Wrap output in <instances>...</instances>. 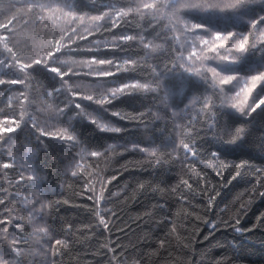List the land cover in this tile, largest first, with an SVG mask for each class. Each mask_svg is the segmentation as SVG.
<instances>
[{
    "label": "snow or ice",
    "instance_id": "obj_1",
    "mask_svg": "<svg viewBox=\"0 0 264 264\" xmlns=\"http://www.w3.org/2000/svg\"><path fill=\"white\" fill-rule=\"evenodd\" d=\"M249 2L250 0H130L129 3H121L120 0H114L103 11L90 13L62 6L55 0H0V70L11 68L18 71V76H6L0 71V85L9 86L0 89V173H13L15 176L14 181L8 182V187L12 188L14 185L15 191L9 192L8 188L0 191V217H3L0 220V264H74L71 253L78 243L73 235L72 225H63L61 221L62 231L57 233L52 230L49 209L58 208L61 203L67 204L68 200L45 199L39 188L32 183L42 175L31 163L30 157L35 151L32 143L15 138L6 140L9 134L26 121L35 130V140L41 145L44 144V138L63 140L74 149L73 158L63 168L64 176L67 178L71 172L72 177H83L89 165L81 162L87 159H107V149L103 147L90 150L92 148L82 143L70 127L60 125L59 118L72 105L77 110L74 115L85 116L100 130L120 132L122 129L111 121L85 110L80 101L86 99L107 106L117 97L133 92L155 95L152 103L139 112L129 113L113 108L106 110L118 119L142 125L146 139H150L149 130L154 121H165L167 125L171 124L168 135L174 137V142L166 147L151 143H118L117 146L125 153H139L144 159L125 162L114 169L115 175H108L107 180L101 175L105 172L104 168L92 173L97 177L96 182L101 185L99 194L94 187L96 182L89 180L84 183V188L91 193L88 199L93 201L94 206L89 210L94 213L95 227L103 232L110 231V224L104 217L112 213V210L99 207L102 201L108 203L104 187L135 164H139L141 168L176 165L174 184L165 189L155 188L154 191L178 194L179 202L188 205L191 211L185 209L181 223L177 224L175 214H171V208L167 206V200L159 205V209L164 208L170 215L167 219L162 217L167 230L158 239L157 247L152 252L144 251L143 245L150 243L147 237L140 244L129 242V246L105 237L106 242L102 244L100 251L107 256L106 264H157V261L169 264V260L172 264H242L232 256L197 260L192 245L196 244L197 236L201 235L200 230L204 227L207 228V235H202L203 240L222 229H230L242 237H246L254 229H264V210L259 212L248 227L241 223L253 203L264 197V164L257 167L248 160H228L216 151L204 150L198 142L204 136H212L218 141L232 143L245 135L247 125L226 128L221 124V108L228 106L248 116L257 107L264 105V96L250 100L254 89L264 82V70L245 76L240 73H223L216 66L221 62L235 63L250 49H258L264 53V15L250 20L247 32L220 31L188 19L184 10L198 7L205 10L235 11ZM119 4L125 6L117 7ZM130 17L133 20L139 18L143 24L151 25L148 35L153 36L152 41L145 44V36L137 38L124 34L113 36L111 41H104L103 49L99 47L100 42H97L94 49H77L73 52L74 42H87L81 30L91 34L85 25H90L97 34L111 35L105 28L109 21L112 29L120 31ZM155 41L163 42L157 44ZM137 42L143 56L132 58L129 45ZM109 50H117L122 54L110 55L107 59L100 58V52ZM69 52L89 59L79 62L65 59ZM149 60L152 63H147ZM33 65H44L49 71L56 73L60 78L59 87L34 91L29 86L33 79L29 69ZM77 65L81 66V70H78ZM84 67L87 68L86 72L83 71ZM171 69H183L202 77L210 85V91L193 95L181 109L169 108L166 115L161 109L169 107V98L162 87V78ZM125 72L144 74L129 82L109 79ZM92 80L98 83H82ZM234 80L238 82L235 90H226V86ZM108 84L113 86L107 87ZM12 85L19 87L13 88ZM87 91H91V94L85 95ZM238 177L254 178L250 191L246 188L242 193L246 199L241 198L238 206L234 205V211H230L227 206L218 207L217 197L221 190ZM149 188H152L151 184H140L137 191L144 196ZM22 192H27L28 196L20 197ZM18 198L24 203L32 198L30 211L25 209L28 211L27 222L24 217L13 215L16 212L14 202ZM197 200L199 203H194ZM5 205L9 207H4ZM150 215L143 214L144 217ZM119 218L116 213L109 217L112 225ZM178 228L185 233L184 236L177 234ZM153 231H156V227ZM173 239L175 245L172 243ZM232 244L234 247L239 246L236 240ZM216 246L220 247L219 244ZM173 251L179 255L173 256ZM161 252H166L168 258L162 260L159 255ZM75 264H79V261Z\"/></svg>",
    "mask_w": 264,
    "mask_h": 264
},
{
    "label": "trees",
    "instance_id": "obj_2",
    "mask_svg": "<svg viewBox=\"0 0 264 264\" xmlns=\"http://www.w3.org/2000/svg\"><path fill=\"white\" fill-rule=\"evenodd\" d=\"M55 2L79 12L96 13L111 6L114 0H55ZM120 2L129 3L130 0H120ZM124 6V4L117 5V7ZM184 15L194 22L208 25L216 30L247 32L249 21L264 15V0H250L245 6L235 11L205 10L192 7L185 9ZM121 23L124 22L121 21ZM150 26V24H143L139 18L133 20L131 17L120 31L112 29L111 21H109L105 25V28L111 32V35L97 34L96 30L91 29V26H89L91 34L84 32L83 29L81 30L87 42H74L72 46L73 52L77 49H94L97 47V42H100L99 47L103 49L104 41H111L113 36L124 34L137 38L145 36L144 43L147 44L153 40V36L148 35ZM28 27L31 29V25ZM73 27H76V25H73ZM137 28H142L143 30L135 31ZM129 29L133 30L129 31ZM40 38L42 39L43 37ZM162 42L155 41L157 44ZM129 47L133 53L132 58H135L137 55L143 56V52L139 51L138 42L130 44ZM121 54L117 50L99 53L102 56L100 58L105 59L110 58V55ZM64 58L77 62L89 59L85 56L73 55L71 52L66 53ZM124 58L127 57H121V59ZM147 63H152V61L149 60ZM216 66L218 70L226 74L240 73L245 76L251 75L264 70V53L259 52L258 49H250L237 62H221L217 63ZM77 68L81 70V66L77 65ZM0 71L6 76H18V71L11 68H5ZM29 71L33 76V79L29 82V86L34 91L39 92L42 88L53 89L59 87V76L49 71L46 66L33 65ZM83 71L86 72L87 68L84 67ZM143 74L142 72H125L109 79L112 81L129 82L139 79ZM82 83L95 84L98 82L92 80L82 81ZM237 83L234 80L226 86V90L234 91ZM106 86L112 87L113 85L108 84ZM8 87V85H0V89ZM11 87L16 88L19 86L12 85ZM162 87L166 90L169 98V107L161 109L166 115L169 112V108L181 109L193 95H201L210 91V85L202 77L187 73L183 69H171L164 73ZM18 90L22 91L23 89ZM84 94H91V91H87ZM208 94L210 95V93ZM153 95L155 94L142 92L124 94L117 97L107 106H101L86 99L80 101L85 110L95 113L104 120L111 121L112 124L122 129L120 132L100 130L85 116L80 114L74 115L77 110L72 105H69L65 109L64 114L59 118L60 125L70 127L82 143L92 148L90 150L103 147L107 149V159L101 158L99 161L87 159L81 162L89 165L83 177L80 175L72 177L71 172L68 173L67 178L64 176L63 168L73 158L74 154V149L70 145L66 144L63 140L55 138H44V144L41 145L35 140V130L26 121L21 123L16 131L10 133L6 138V140L12 138L18 141L27 140L32 143L35 151L30 157L31 163L35 170L42 174L38 181H33L32 183L39 188L45 199L49 201L68 200L67 204L61 203L58 208L49 209L51 213L49 223L52 224V230L57 233L62 231L61 221L63 225H72L73 235L78 241L74 251L71 253L74 264L76 261H79V264H106L107 256L100 251L102 244L106 242L105 237L126 246H129V242L140 244L147 237L150 243H145L143 248L145 252H152L157 247L158 239L167 230V226L162 223V217L167 219L170 215L164 208L159 209V205L164 204L167 200V206H170L171 214H175L177 224L181 223V217L185 209L191 211L188 205L179 202L178 194L154 191L155 188L165 189L174 184L176 172V165L174 164L161 165L154 168H141L139 164H135L134 167H129L128 170L122 171L115 181L109 182L104 187V195L108 203H103L102 201L99 207L101 209H111L112 213H116L120 217L116 220L115 225H112L109 219L112 213L104 217L110 224V231L103 232L102 229L96 228L94 213L89 210L94 205L93 201L88 199L91 193L88 189L84 188V183L89 180L96 182L97 177L91 175L92 173L99 171L100 168H104L105 172L101 173V175L104 180H107V176L115 175L113 170L119 168L125 162H137L144 159L139 153L131 151L125 153L122 148L117 146L118 143H151L166 147L174 142V137L168 135V129L171 130V124L167 125L165 121H154L149 130L150 139H146L145 130L141 128L142 125L139 126L134 122L118 119L106 110V108H113V110L120 109L129 113L139 112L152 103ZM262 96H264V82L258 84L257 88L254 89L250 100L254 101ZM48 103L55 104L57 101H48ZM197 107L199 106L197 105ZM220 122L226 128H235L241 124L247 125L246 133L242 138L232 143L218 141L212 136H204L198 142L204 150L216 151L222 158L228 160H248L256 164L257 167L264 164V151H261L264 148V105L257 107L248 116L225 106L220 109ZM197 126L199 127V125ZM109 145H111L110 148L108 147ZM104 149H101V151ZM196 166L197 168L200 167L198 163ZM76 171L79 173L78 169ZM10 180H15L13 173H0V191L4 188H8L9 192L15 191L14 185L12 188L8 187ZM253 180V177H238L226 185L217 197V206H227L230 211H234V205L238 206L241 198L246 199V197L242 196V193L246 188L250 191V184ZM140 184H145L146 186L151 184L152 188L147 189L146 194L141 196L137 191V187ZM94 187L97 189V194H99L101 185L96 182L94 183ZM81 192H83V195H80ZM19 196L25 197L28 196V193L22 192ZM31 199H29L28 203H24L18 198L14 202L16 212L13 215L24 217L25 222H27L26 217L28 211H30L29 205L31 204ZM194 203H199V201H194ZM4 207H9V205H5ZM262 210H264V197L257 199L253 203L247 215L242 219V225L244 227L251 225ZM145 213H150L151 215L144 217L143 214ZM101 214L103 215V212ZM2 219L3 217H0V220ZM155 227L156 231L154 232L153 229ZM200 232L201 235L197 236L196 244L192 245V249L196 254L195 259L207 261L214 260L217 257L232 256L234 259L240 260L242 264H264V229H254L246 237H242L230 229H222L206 240L202 239V235H207V228H201ZM177 234L180 236L185 235L179 228L177 229ZM233 240L239 242L238 247L233 246ZM172 243L175 245L174 239ZM217 244L220 247H217ZM169 250L172 251V249ZM130 255L135 258L134 254L130 253ZM159 255L162 260L168 258L166 252H161ZM176 255L179 254L173 251V256ZM189 255L191 256L192 253H189ZM64 259H68V257H64ZM157 264H162V262L157 261ZM169 264H172L171 260H169Z\"/></svg>",
    "mask_w": 264,
    "mask_h": 264
},
{
    "label": "rangeland",
    "instance_id": "obj_3",
    "mask_svg": "<svg viewBox=\"0 0 264 264\" xmlns=\"http://www.w3.org/2000/svg\"><path fill=\"white\" fill-rule=\"evenodd\" d=\"M89 26H90V25H85V27H87V28H88Z\"/></svg>",
    "mask_w": 264,
    "mask_h": 264
}]
</instances>
